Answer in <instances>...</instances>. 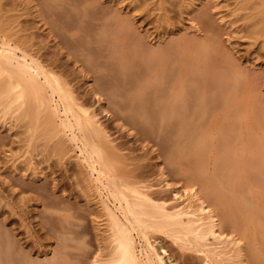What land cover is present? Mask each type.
<instances>
[{"label":"bare ground","instance_id":"1","mask_svg":"<svg viewBox=\"0 0 264 264\" xmlns=\"http://www.w3.org/2000/svg\"><path fill=\"white\" fill-rule=\"evenodd\" d=\"M231 38L264 60V0H0V204L20 229L0 220V264H175L163 240L264 264V107L241 97L261 82ZM57 169L86 225L43 190ZM31 212L47 250L21 240Z\"/></svg>","mask_w":264,"mask_h":264},{"label":"rangeland","instance_id":"2","mask_svg":"<svg viewBox=\"0 0 264 264\" xmlns=\"http://www.w3.org/2000/svg\"><path fill=\"white\" fill-rule=\"evenodd\" d=\"M140 18L141 19L144 18V15ZM223 45L225 48H229V50L231 49V50H233L234 53H236V56L239 57L238 62L241 63L243 67L245 65L246 66L245 68L247 69V71H249V73L251 75H254L260 79V82H261L260 85L261 86L259 87V89H256L257 91H255V90L246 91L245 90V92L241 95V97L242 96L246 97V98L248 97L247 99L246 98L245 99H246V103L248 102L249 105H251L250 103H254L256 105L257 103L260 102L256 106L258 107V105L262 104L263 106H260L261 108L260 107H258V108H260L261 111H263L264 109L262 110V108L264 107V60L262 59V57L260 55L259 56L251 55L250 54L251 51L246 52L247 47H246V44L244 43V41L236 40L235 38H231L228 42H224ZM229 57H230V55H229ZM75 79L78 80L77 77ZM81 84L82 83H80L79 85H81ZM255 93H257V94H255ZM86 98L89 101H91L90 103L93 104L92 108L97 114V119H99L100 122L103 125H105L107 131L109 132L111 137L115 140V143L121 145L123 148H128V149L132 148L133 147V140H132V137L130 136V134L126 133L124 130H121V128L118 127V122H116L114 120V118H112L111 115L108 114V112L107 113L101 112L100 108L98 107L97 102L93 98H90L89 96H86ZM257 98H258V100H261V101L257 102L256 101ZM254 104H252L251 106H254ZM74 183H75L74 178L66 175V173H64V171L62 169L55 170V173L51 177H47L46 179H43V181H41L43 190L46 189L45 191L48 195L52 194V190H50V189H52L54 187L55 188L54 195L57 196L56 198H60V199L63 198L61 200H59V199L58 200L60 202L63 201L62 203H65L67 205L69 204L71 206L73 204V206H71V207L75 208L74 211L77 215H82L79 213L82 211V213L84 215H82L81 218L84 219V223H85V221L87 223V221H88L87 212L85 209H83L84 205H85V203L83 204V202H85V201L81 198L78 190L76 191L75 186H73ZM45 191L42 194L47 196ZM48 191L50 192V194ZM172 193L170 194L169 192H166L164 194H166L170 197V196H173ZM59 194H61L60 197H58ZM55 196H53V197L55 198ZM54 198H52V199H54ZM80 205H82V206H80ZM41 208H42V206L40 205L39 208L37 209V211H39L40 215H42V216H40L39 214H38V216L43 217L46 214L41 213L42 212L40 210ZM76 208L78 210L77 212H76ZM31 213L27 214L26 221L30 220L29 222L31 223V225L29 227L33 231L32 232L30 230L32 236L31 237L28 236L29 239H27V237H25V236L23 237L24 233L22 232V230H23L22 229L21 232L19 231V233L22 236L21 240L23 238L24 239L23 241H25L24 243L29 242L27 244V246L31 245L32 246L31 250H33L35 248L33 251L37 252L38 250L39 251L47 250V248L49 246V240H47L46 235L44 236V231L39 226L38 227L35 226L36 225L35 220L34 221L31 220V218L34 217L35 215L33 214L34 212H31ZM0 214H1L0 220L3 219L8 223V226L13 225L14 226L13 228H16V230L18 229V226L16 227V225H18L17 224L18 223L17 218L15 216H12L11 213L9 211H7V209L4 207L3 204H0ZM86 223H85V225H86ZM9 224H11V225H9ZM88 228H89V236H91L90 238L92 240V241H90L91 242L90 247H95L96 241H94V239H95L94 235L92 233H90L92 231L90 230L89 226H88ZM18 230H20V229H18ZM34 233H35V235H33ZM25 239H27V240H25ZM23 241H21V242H23ZM34 242H37L38 244L35 245ZM30 243H33V244H30ZM34 245H35V247H34ZM31 246H30V248H31ZM158 246L163 248V250L166 252V255L170 254L171 256H173L175 264H198L197 259L191 258L190 255L187 253H182V252L178 251L177 248L174 245L170 244V242L168 240L161 241L158 244ZM161 251H162V249L159 250L160 253H161Z\"/></svg>","mask_w":264,"mask_h":264}]
</instances>
